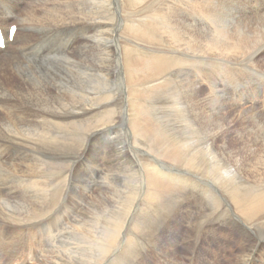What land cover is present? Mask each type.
I'll use <instances>...</instances> for the list:
<instances>
[{
  "label": "bare ground",
  "instance_id": "bare-ground-1",
  "mask_svg": "<svg viewBox=\"0 0 264 264\" xmlns=\"http://www.w3.org/2000/svg\"><path fill=\"white\" fill-rule=\"evenodd\" d=\"M0 24V264H153L148 255L166 236L188 259L175 244L167 264H264V0H0ZM209 60L236 86L237 108L250 104L243 110L261 167L226 156V123L216 115L227 108L211 94L199 99L203 81H213ZM167 95L176 123L161 111ZM82 162L89 170L76 174L71 165ZM40 179L56 202L66 186L94 192L82 194L81 228L64 255H45L55 200L39 202ZM187 183L194 189L179 193L181 208L201 187L229 207L185 210L195 223L173 229L169 214L184 212L176 205L148 215ZM228 230L242 248L212 261L205 239ZM119 242L126 248L116 250Z\"/></svg>",
  "mask_w": 264,
  "mask_h": 264
},
{
  "label": "rangeland",
  "instance_id": "rangeland-1",
  "mask_svg": "<svg viewBox=\"0 0 264 264\" xmlns=\"http://www.w3.org/2000/svg\"><path fill=\"white\" fill-rule=\"evenodd\" d=\"M16 22V21H15ZM19 24V23H18ZM117 57L120 55L117 54L116 55ZM210 62L212 61V64L211 65L209 64V67H208V70L206 72H209L210 75L212 76L213 78V81L211 83H205L203 81L202 85H200V89L203 90V92H201V94H199V99H204V97H206V95L208 94H211L218 102H222L221 104H225L226 106V110H219V114L216 115V119L218 120L217 123H222V119L224 120V122L226 123L225 124V128H226V132H225V136H226V139L224 141H226L228 144H227V154L226 156H233V160H241L245 163H248L247 165L249 166V164H254V166H258V167H261L263 164H261L259 162H257V159H258V156L255 155L254 153L252 154V148L255 146V145H258L256 143V137L254 134H251L250 131L253 129V125H254V119H252V115H250L251 113H245L244 114V110L243 109H247L248 106L250 105L249 103H244L242 104V108L239 107V109L237 108V100L235 99L234 97V92L237 91L236 89V86L232 83H229L228 85L226 84H223V82L221 81L220 79V75L218 74V72L216 71L218 67H220V63H218V61H215V60H209ZM218 64V65H217ZM214 66H217V68L215 69V73H213L212 71H210L211 68L214 69ZM3 69L2 67L0 68V75L3 74V71L1 70ZM212 69V70H213ZM212 73V74H211ZM9 74H12V73H9ZM13 75V74H12ZM15 79V78H14ZM207 85V86H206ZM212 85V86H211ZM216 85V86H215ZM234 86V87H233ZM225 91H224V89ZM167 89V87H165V90ZM236 89V90H235ZM223 90V91H222ZM231 90V91H230ZM208 92V93H207ZM224 92H228V94H224ZM218 93V94H217ZM156 95H159L160 94V91H157L155 93ZM154 94V95H155ZM155 95V96H156ZM170 97L169 95L166 96L167 98V103H162L161 106H164L163 109L161 110L164 114L168 115L170 114L169 117H171L173 119V121L175 122H172V123H176L178 120L176 119V110L174 107H171V102L170 101ZM233 99V100H232ZM225 100V101H224ZM228 100V101H227ZM232 101V102H231ZM174 99H173V103H174ZM169 105V106H168ZM235 106V108H234ZM229 108V109H228ZM168 109V110H167ZM174 109V110H173ZM240 111V112H239ZM171 112V113H170ZM225 113V114H224ZM250 120H249V119ZM252 119V120H251ZM253 122V123H252ZM166 124H169V122H166ZM244 125V126H243ZM240 130V131H239ZM243 130V131H242ZM231 132V133H230ZM248 132V133H247ZM238 134V135H237ZM231 137V138H230ZM243 137V138H242ZM223 139H218V145L219 146H222L223 143H224ZM230 145V146H229ZM94 147V146H93ZM96 148V147H95ZM231 148V149H230ZM262 150V149H260ZM87 152V151H86ZM85 152V157H88L89 156V153L86 154ZM88 152H93V151H88ZM257 152V151H256ZM259 155H264L263 152H258ZM90 158V157H89ZM92 159V158H91ZM256 160V162H255ZM261 161V160H260ZM256 163V164H255ZM261 165V166H260ZM72 166V169H74L75 173L77 171H80L78 170V168H82V169H87L89 170V165L86 164L85 162H82L80 163L79 165H77V169L75 168L74 165H71ZM55 174V173H54ZM77 174V173H76ZM169 174L173 175L172 172H170ZM54 176V175H53ZM33 180H35L36 178H32ZM39 180V178H37ZM41 180V179H40ZM165 180V179H164ZM167 182V184L169 185V188H173V181L172 180H165ZM171 181V182H170ZM42 182V180H41ZM203 184V183H202ZM66 186V184H65ZM184 188H183V187ZM187 186V187H186ZM177 185V188L176 190L179 191L178 193H175L173 194V191H171L170 193L168 192V195L170 197V201H167V204H166V207H163V206H160V205H157V204H152L150 208H146L148 209L149 211V216L150 217H154V218H161V216H167L168 212H169V209H170V206L173 207V205L177 206L179 209H182L184 212L181 216H179L177 219H173L171 218L170 214H169V217H170V221H169V227H171L172 229L173 228H179V227H183L185 225H188V223H195V220L191 219L190 217H188L185 213V210H191V209H207L206 213L207 214H212L214 212V209L217 210V209H220L224 206L226 207H229L228 205H224V199L223 197L219 199L218 195L219 193L217 192V195L216 194H211L208 192V190L204 187H201V188H197V190H195V194L196 196L199 195V200L195 201L193 198H191L189 201L186 202V206L181 208L180 205H179V199L177 198V196L179 195L180 196V192L182 194H185L187 193L188 191H191L193 192V189L194 187L192 188V185L191 184H188L187 185ZM49 187V188H48ZM44 190H47V191H43L42 189ZM53 189H51L50 186H47L45 184H43L42 182V185H40V188H39V192L37 191V193L39 194V202L42 204V205H50V202L54 201L55 199L53 198L52 196V192L53 190H55L54 187H52ZM69 190H68V189ZM186 188H188V190H186ZM191 188V189H190ZM38 189V188H37ZM205 189V191H204ZM49 190V191H48ZM67 190V191H66ZM51 191V193H50ZM57 191V190H56ZM199 191V192H198ZM63 192V193H62ZM89 192V193H88ZM197 192V193H196ZM202 192V193H201ZM208 192V193H207ZM42 193V194H41ZM44 193V194H43ZM75 193V194H74ZM78 195H77V194ZM91 190H75L73 188H70L68 186H66V188L64 189V191H61L60 194H59V199L54 201L55 203L51 205V207H49V212L47 213L46 216L50 217H54V222H53V226L55 227L56 230L53 229V227L51 229H53L52 233L54 234L53 235V238L50 236V239H47L44 244H48L47 247L50 248V249H47V251L45 252V255L46 256H54V255H60L61 254H65L68 250H66V248H70V246H68L69 243H71V240L74 241V238H75V234H78V231L79 229L81 228V226L79 225L80 222H78V216H77V211L78 210H82L85 208V206L87 207L86 203L82 200V194H86L87 196H93L94 195V192H92L91 194ZM46 194V195H45ZM66 194V195H65ZM89 194V195H88ZM171 194V195H170ZM211 194V195H210ZM202 195V196H200ZM43 196V197H42ZM67 196V197H66ZM77 196V198H76ZM172 196V198H171ZM47 197H49L48 199H46ZM176 197V198H175ZM201 197V198H200ZM218 197V198H217ZM64 198V199H63ZM214 198V199H213ZM50 199V200H49ZM74 199V200H73ZM78 199V201H77ZM178 199V200H176ZM223 199V200H222ZM82 200V201H81ZM176 200L175 203H173L174 201ZM205 200V201H204ZM65 201V202H64ZM204 201V202H203ZM215 201V202H214ZM44 202V203H43ZM191 202V203H190ZM223 202V203H222ZM68 203V204H67ZM83 203V204H82ZM200 203V204H199ZM204 203V204H203ZM218 205H217V204ZM55 204L57 205V207L55 206ZM67 204V205H66ZM194 204V205H193ZM199 206H198V205ZM48 205V206H49ZM82 205V206H81ZM202 205V206H201ZM61 206V207H60ZM63 206V207H62ZM157 206V207H156ZM208 206V207H207ZM210 206V207H209ZM221 206V207H220ZM82 207V208H80ZM194 207V208H193ZM202 207V208H201ZM219 207V208H218ZM60 208H63V209H60ZM69 210H68V209ZM156 208V209H155ZM145 209V210H146ZM153 209V210H152ZM60 210V211H58ZM64 210V211H63ZM158 210V211H157ZM157 211V212H156ZM160 211V213H159ZM213 211V212H211ZM223 211V210H222ZM64 212V213H63ZM67 212V213H65ZM70 212V214H69ZM73 212V213H71ZM61 213H63L61 215ZM156 215H154V214ZM159 213V214H157ZM76 214V215H75ZM209 215L207 217H205V220L208 219ZM63 218H62V217ZM75 216V217H74ZM159 216V217H158ZM50 217V218H52ZM69 217V218H68ZM77 220H76V219ZM189 218V219H188ZM56 219V221H55ZM62 220V221H61ZM64 220V221H63ZM188 220V221H187ZM70 221V222H69ZM101 221V220H100ZM187 221V222H186ZM186 222V224H184ZM209 222V219L207 221V223ZM198 223H202V219H199L198 220ZM55 224V225H54ZM72 226H71V225ZM76 224V225H75ZM60 225V226H59ZM57 226V227H56ZM211 226H214L215 225H211ZM59 228V229H58ZM63 228V230H62ZM39 228L36 229V231H34L33 233V236L30 237L29 241H28V244H30L31 246L34 245V243H36V239L38 240V238L41 237V233L39 232L40 230H38ZM38 230V231H37ZM68 230V231H67ZM95 230V229H94ZM60 231V233H59ZM77 231V233H76ZM37 232V234H36ZM65 232V233H64ZM183 232V231H182ZM58 233V234H57ZM184 233V232H183ZM219 233V234H218ZM226 233V235L224 234ZM65 234V235H64ZM184 233V236L188 235ZM233 234V235H232ZM235 234V235H234ZM57 235V236H55ZM60 235V236H59ZM71 237H68L70 236ZM167 235V233L165 234ZM224 235V237H222ZM38 238H37V237ZM46 236V235H45ZM44 236V239L46 238ZM59 236V237H58ZM63 236V237H62ZM74 236V238H72ZM82 236V235H81ZM131 236V235H130ZM180 236V235H179ZM218 236L221 237L220 241H215V243H212L210 240L206 241L205 239V243L203 244V247L202 250L204 249L206 252H208V255L209 257L211 258V260L213 261L214 260H217L215 258H220L222 260L224 259H227L229 258V255H231V257L234 256V252H236V249L239 250L242 248V243H243V240L242 238L237 235L236 233H234L232 230H228V233L227 231L226 232H217L216 233V237L218 239ZM226 236V237H225ZM231 236V237H230ZM232 236H235V237H232ZM132 237V236H131ZM171 237V236H169ZM169 237H164L163 240L161 241V250L159 252H150V255H148V258H150L151 262L153 264H167L168 260L166 259H170V260H173L172 256H173V247H175V244L176 242L173 241V238H169ZM71 238V239H70ZM135 237H133L132 239H134ZM208 238H211V236L207 235V239ZM226 238V239H225ZM232 238V239H231ZM232 241H231V240ZM238 239V240H237ZM33 240V241H31ZM51 240V241H50ZM63 240V241H62ZM70 240V241H69ZM123 240V239H122ZM227 242H226V241ZM67 241V242H66ZM210 241V244L208 243ZM235 241V242H234ZM30 242V243H29ZM61 242V243H60ZM223 242V243H222ZM226 242V243H225ZM233 242V243H232ZM33 243V244H32ZM235 244V245H234ZM55 245V247H54ZM61 245V246H60ZM64 245V246H63ZM177 245V244H176ZM210 245V246H209ZM219 245H220V248H219ZM228 245V246H227ZM179 247V252L183 254V260H188L186 258V255L185 254V250L180 247L179 245H177ZM218 246V247H217ZM227 249H226V248ZM54 248V249H53ZM125 245L124 243H121L119 242V245L117 246V249L116 250H123L125 249ZM216 248V249H215ZM63 251H62V250ZM229 249V250H228ZM51 250V251H50ZM226 250V251H225ZM60 251V252H59ZM117 251V252H118ZM165 251V252H164ZM116 252V253H117ZM167 253V255H166ZM218 253V254H217ZM168 256V257H167ZM218 256V257H217ZM172 257V258H171ZM182 257V255H181ZM46 258V257H45ZM185 258V259H184ZM213 258V259H212ZM56 260V259H55ZM41 261V258H30L29 259V264H39V262ZM164 261V262H163ZM18 260H14L12 262V264H18ZM36 262V263H35ZM146 264V263H145Z\"/></svg>",
  "mask_w": 264,
  "mask_h": 264
},
{
  "label": "snow or ice",
  "instance_id": "snow-or-ice-1",
  "mask_svg": "<svg viewBox=\"0 0 264 264\" xmlns=\"http://www.w3.org/2000/svg\"><path fill=\"white\" fill-rule=\"evenodd\" d=\"M11 30H12V31H15V26H13Z\"/></svg>",
  "mask_w": 264,
  "mask_h": 264
}]
</instances>
